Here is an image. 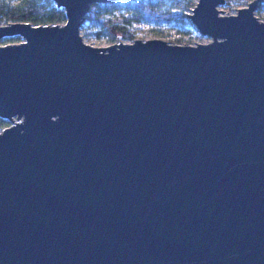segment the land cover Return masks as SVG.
<instances>
[{
	"label": "water",
	"instance_id": "water-1",
	"mask_svg": "<svg viewBox=\"0 0 264 264\" xmlns=\"http://www.w3.org/2000/svg\"><path fill=\"white\" fill-rule=\"evenodd\" d=\"M0 23V264H264V20L196 0L207 42L107 45L94 3Z\"/></svg>",
	"mask_w": 264,
	"mask_h": 264
},
{
	"label": "trees",
	"instance_id": "trees-1",
	"mask_svg": "<svg viewBox=\"0 0 264 264\" xmlns=\"http://www.w3.org/2000/svg\"><path fill=\"white\" fill-rule=\"evenodd\" d=\"M180 2L166 4L164 0H117L109 3H94L88 10L83 23L96 28V34H109L122 38L129 33L114 22L131 23L146 21L172 23L182 20L183 12L174 8H183ZM120 11L113 19L108 18L113 11ZM0 19L8 21H29L33 24L56 23L64 19V11L50 0H0ZM18 36L4 38L17 40Z\"/></svg>",
	"mask_w": 264,
	"mask_h": 264
},
{
	"label": "rangeland",
	"instance_id": "rangeland-1",
	"mask_svg": "<svg viewBox=\"0 0 264 264\" xmlns=\"http://www.w3.org/2000/svg\"><path fill=\"white\" fill-rule=\"evenodd\" d=\"M251 0H225L224 3L220 4L218 7L223 10V13L230 14L235 13L238 7L246 5ZM166 4L173 2H180L183 4V8H174V11L183 12L182 20L172 23H155L146 21H133L131 23H121L112 21L111 24L122 26L123 30L129 33V37L122 38L118 36H111L109 34H96V28L90 27L88 24L82 23L79 32L83 40L92 45H107L118 40L131 41L133 38H150V37H160L172 43H195V42H207L211 38L205 34H201L194 24L187 17V13L190 12L192 6L196 0H164ZM120 11L115 10L108 18L113 19ZM253 13L258 16L261 20H264V0L257 3L254 8ZM65 17L62 21L56 23H63ZM85 22V21H83ZM0 23H5L4 20L0 19ZM11 38V37H7ZM19 40V37L18 39ZM17 40H0V43L6 41H17ZM10 122L6 119L0 118V130L9 125Z\"/></svg>",
	"mask_w": 264,
	"mask_h": 264
}]
</instances>
